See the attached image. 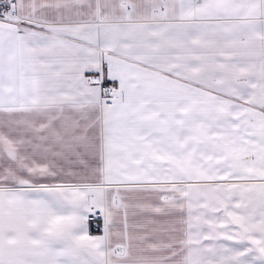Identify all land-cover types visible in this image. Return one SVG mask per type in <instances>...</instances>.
Here are the masks:
<instances>
[{"label": "snow or ice", "instance_id": "1", "mask_svg": "<svg viewBox=\"0 0 264 264\" xmlns=\"http://www.w3.org/2000/svg\"><path fill=\"white\" fill-rule=\"evenodd\" d=\"M0 264H264V0H0Z\"/></svg>", "mask_w": 264, "mask_h": 264}]
</instances>
